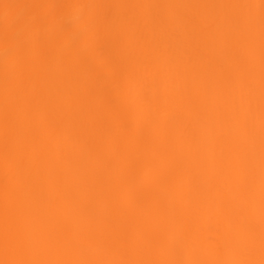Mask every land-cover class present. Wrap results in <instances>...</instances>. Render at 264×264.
Wrapping results in <instances>:
<instances>
[{
	"label": "snow or ice",
	"instance_id": "6c2138e0",
	"mask_svg": "<svg viewBox=\"0 0 264 264\" xmlns=\"http://www.w3.org/2000/svg\"><path fill=\"white\" fill-rule=\"evenodd\" d=\"M3 7L0 264H264V0Z\"/></svg>",
	"mask_w": 264,
	"mask_h": 264
},
{
	"label": "bare ground",
	"instance_id": "6f19581e",
	"mask_svg": "<svg viewBox=\"0 0 264 264\" xmlns=\"http://www.w3.org/2000/svg\"><path fill=\"white\" fill-rule=\"evenodd\" d=\"M32 0H0V23L3 21L4 17V5L5 4H22V3H30ZM62 3H167V4H187V3H229V2H247V0H59ZM258 2V0H255ZM22 10L12 8L8 10V15L10 18L16 17L21 13ZM70 14H78V9H70L68 10ZM71 32V31H70ZM65 34L64 41L68 45L74 44L78 39V34L76 31H72V34ZM74 38V39H73ZM75 41V42H74ZM3 51L0 48V60H2ZM4 256L0 253V259H3ZM53 258H70V257H53ZM152 259H163L166 257L160 256L159 254L153 253L148 257ZM210 258V257H205Z\"/></svg>",
	"mask_w": 264,
	"mask_h": 264
},
{
	"label": "rangeland",
	"instance_id": "374dc122",
	"mask_svg": "<svg viewBox=\"0 0 264 264\" xmlns=\"http://www.w3.org/2000/svg\"><path fill=\"white\" fill-rule=\"evenodd\" d=\"M70 32V31H69ZM69 32L68 33H66V34H69ZM71 34H72V31L70 32ZM73 35V34H72ZM74 39V38H73ZM75 42V41H74Z\"/></svg>",
	"mask_w": 264,
	"mask_h": 264
}]
</instances>
